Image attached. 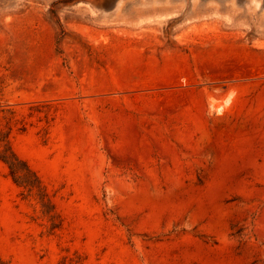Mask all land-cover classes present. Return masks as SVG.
Masks as SVG:
<instances>
[{
	"label": "rangeland",
	"instance_id": "obj_1",
	"mask_svg": "<svg viewBox=\"0 0 264 264\" xmlns=\"http://www.w3.org/2000/svg\"><path fill=\"white\" fill-rule=\"evenodd\" d=\"M0 264H264V0H0Z\"/></svg>",
	"mask_w": 264,
	"mask_h": 264
},
{
	"label": "trees",
	"instance_id": "obj_2",
	"mask_svg": "<svg viewBox=\"0 0 264 264\" xmlns=\"http://www.w3.org/2000/svg\"><path fill=\"white\" fill-rule=\"evenodd\" d=\"M10 155H5L2 159L8 165L13 180L20 186L26 188L29 192L38 191L43 202L47 195L42 190L40 180L36 174L28 167L26 163L20 160L12 151ZM23 164V166H21Z\"/></svg>",
	"mask_w": 264,
	"mask_h": 264
},
{
	"label": "bare ground",
	"instance_id": "obj_3",
	"mask_svg": "<svg viewBox=\"0 0 264 264\" xmlns=\"http://www.w3.org/2000/svg\"><path fill=\"white\" fill-rule=\"evenodd\" d=\"M211 1V0H210ZM254 1V0H253ZM259 1V0H258ZM120 2L121 1H119L118 3H117V6L118 5H120ZM170 3V2H169ZM233 3V2H232ZM218 4V3H217ZM231 4V3H230ZM214 5V4H213ZM209 6V5H208ZM120 7V6H119ZM254 7H256V4H255V6ZM219 103V102H218ZM226 103H227V101H223V103L222 104H220V105H218V106H215L214 105V110L217 112V113H221V111H223V109L225 108V105H226Z\"/></svg>",
	"mask_w": 264,
	"mask_h": 264
}]
</instances>
